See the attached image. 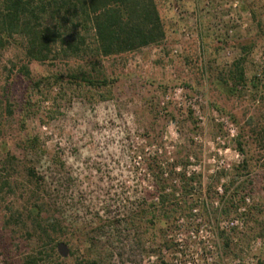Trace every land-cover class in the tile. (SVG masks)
I'll return each mask as SVG.
<instances>
[{
  "label": "rangeland",
  "instance_id": "obj_1",
  "mask_svg": "<svg viewBox=\"0 0 264 264\" xmlns=\"http://www.w3.org/2000/svg\"><path fill=\"white\" fill-rule=\"evenodd\" d=\"M156 1L165 39L92 73L0 48V264H264V0Z\"/></svg>",
  "mask_w": 264,
  "mask_h": 264
},
{
  "label": "trees",
  "instance_id": "obj_2",
  "mask_svg": "<svg viewBox=\"0 0 264 264\" xmlns=\"http://www.w3.org/2000/svg\"><path fill=\"white\" fill-rule=\"evenodd\" d=\"M165 37L156 0H0V48L19 46L29 61L87 57L85 62L92 73L104 58L138 51ZM21 72L31 75L27 65ZM161 165L152 172L153 197L162 211L170 205L180 212L184 208L175 198L178 193L184 197L192 194L195 176L180 170L167 175ZM28 171L37 178L34 168ZM177 182L181 190L173 189ZM33 207L32 214L40 206ZM57 225L54 220H48L45 226L38 224L50 238Z\"/></svg>",
  "mask_w": 264,
  "mask_h": 264
},
{
  "label": "water",
  "instance_id": "obj_3",
  "mask_svg": "<svg viewBox=\"0 0 264 264\" xmlns=\"http://www.w3.org/2000/svg\"><path fill=\"white\" fill-rule=\"evenodd\" d=\"M60 249H61V252L63 253V254H67V249H66V246L64 245V244H60ZM62 249H64V251L62 250Z\"/></svg>",
  "mask_w": 264,
  "mask_h": 264
}]
</instances>
